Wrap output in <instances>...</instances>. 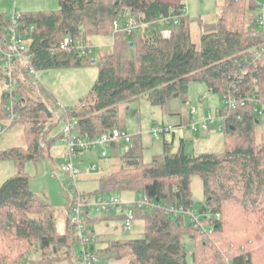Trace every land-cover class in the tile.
Instances as JSON below:
<instances>
[{"label":"trees","instance_id":"obj_1","mask_svg":"<svg viewBox=\"0 0 264 264\" xmlns=\"http://www.w3.org/2000/svg\"><path fill=\"white\" fill-rule=\"evenodd\" d=\"M184 1L58 0L57 11L22 13V30L37 73L94 65L92 54L82 57L59 49L66 34L92 45L93 37L113 34L115 20L149 23L175 15L179 22L170 26L167 38L162 35L165 26L158 24L131 35L115 34L110 51L98 52V75L88 95L73 108H65L67 115L60 118L54 114L57 99L43 86L37 91L19 83L12 94L2 88L0 121L9 120L13 112L16 117L9 121L22 124L25 146L0 150V161L11 160L16 166L15 175L0 186V264L65 260L78 264L73 246L79 242L68 215L66 230L60 235V216L49 202L33 194L24 171L26 163L48 157L49 132L58 121L74 120L73 133L83 140L114 129L127 134L119 115L121 103L144 98L167 110L170 101L186 97L193 82L204 83L208 92L223 101L217 109L224 118L223 152L191 155L182 148L172 152L171 144L164 141L162 155L145 163L140 137H130L131 145L121 139L112 144L108 152L115 151L120 167L98 177V191H136L146 197L149 206L134 205L135 219L143 221L144 230L139 239L112 234L97 238L91 225L114 215L110 211L91 218L87 206L90 249L98 263L105 264H260L255 262L257 254L264 256V128L260 122L264 116V27L257 22L259 4L223 0L216 23L205 27L196 45ZM9 21V14L0 12V26ZM4 79L0 68L1 87ZM228 97L241 99L244 106L225 111ZM62 137L63 133L58 139ZM195 175L202 179L205 197L197 226L191 216V178ZM82 194L88 204L92 194ZM71 206L70 199L68 213ZM124 210L118 211L122 218ZM185 236L192 242L191 250L182 241Z\"/></svg>","mask_w":264,"mask_h":264},{"label":"rangeland","instance_id":"obj_2","mask_svg":"<svg viewBox=\"0 0 264 264\" xmlns=\"http://www.w3.org/2000/svg\"><path fill=\"white\" fill-rule=\"evenodd\" d=\"M264 4V0H255ZM186 15L191 21L190 31L192 41L199 45V37L205 27L216 23L223 0H185ZM21 13L35 11H57L58 0H0V12L11 14L14 10ZM202 22V27L198 21ZM115 41V35L107 37H93L92 61L94 65L88 67H67L38 71L41 84L53 94L58 103L66 109L73 108L82 98L86 97L97 79L99 53L110 51ZM99 52V53H98ZM2 87L0 85V95ZM10 105V103H8ZM223 101L216 94L207 91L204 83L193 82L188 87L184 99H175L169 102L167 110L152 106L144 98H139L129 103L119 105V115L124 122V128L129 137H140L143 146V161L150 163L153 158L162 155L164 141L171 144V151L177 152L180 148L191 155L202 153H221L224 150L223 120L217 117V109L222 108ZM263 108H261V111ZM59 112L60 108L54 112ZM210 116L213 121L208 124V129L201 126V121ZM10 120V119H9ZM9 120L0 121L4 129L0 133V150L24 147L23 126L13 124ZM261 127L264 128V116L260 117ZM170 126L172 130L163 135H154L153 127ZM64 128V122L58 121L49 132L48 157L38 163L28 162L24 171L30 177L29 186L33 194L49 202L56 211V215L66 216L69 200L79 193L92 194L88 200V214L91 218L104 216L96 213L91 207L94 200L103 198L106 201L116 199L121 205L134 207L141 200V193L136 191L99 193L98 177L104 173L112 172L120 167V159L112 151L108 157L100 158V149L86 151L73 158V163L81 171L76 181V189L62 168L68 163L65 144L58 139ZM16 173V166L11 160L0 161V186ZM191 198L193 201L192 215L200 217V210L205 202L203 182L199 175L191 178ZM120 207V206H119ZM112 208L114 218L94 222L91 227L97 238L105 239L108 235L114 238L142 237L144 223L135 219L129 229H124V219L119 215L120 208ZM109 214V213H108ZM121 216V217H119ZM189 219H185L188 225ZM66 222V221H65ZM63 226V224H62ZM67 224L62 227L66 230ZM59 227L57 223V231ZM61 229V230H62ZM99 240V239H98ZM182 241L187 250H191L192 242L185 236ZM80 244L75 243L73 254L78 259ZM31 259V257H30ZM256 261L264 264V256L257 254ZM58 264H74L72 260H65ZM97 264H105L99 262Z\"/></svg>","mask_w":264,"mask_h":264},{"label":"built area","instance_id":"obj_3","mask_svg":"<svg viewBox=\"0 0 264 264\" xmlns=\"http://www.w3.org/2000/svg\"><path fill=\"white\" fill-rule=\"evenodd\" d=\"M13 1V0H12ZM258 25L264 27V4L258 6ZM22 13L14 10L9 14V23L5 26H0V68L3 70V76L5 79L2 83V88L9 94H12L17 89L19 83H25L33 86L39 91L41 84V78L37 71L31 65V54L28 52L27 42L25 40L26 33L22 30L21 24ZM119 19V18H118ZM179 22V16H160L157 20L149 23H138L135 19L129 18L123 24L119 20H115L113 23V35L124 32L127 35H131L141 28H148L158 25H164L165 29L162 31L164 38L170 35V26L176 25ZM33 31V27L29 29V32ZM93 46L90 45L84 38H78L73 40L71 36L66 34L60 44L59 49L68 53H75L78 56H88L92 53ZM23 66V67H22ZM25 69V70H24ZM59 104V103H58ZM236 105L244 106V102L241 99H235L228 97L225 100V111H230L236 107ZM60 111L55 112V116L60 118V115H67V110L59 104ZM11 111V107L7 108ZM218 113V112H217ZM218 118L224 119L220 114H216ZM16 115L11 112L10 120L12 121ZM213 121V118L208 116L200 123L204 129H208V124ZM76 122L67 117L64 122V128L62 130L63 137L61 141L65 144L66 158L68 163L62 168V171L70 179L72 186L76 189L75 179L81 175V171L73 163V158L78 156L81 152H86L94 149H100V155L106 157L109 148L112 144L117 143L120 139L126 144L131 145L130 137L114 129L108 134H103L96 138L80 139L73 133ZM172 128L167 127H154L152 132L154 135L164 134L170 132ZM72 206L71 211L68 213L69 223L74 232V236L78 239L80 244V253L78 257V264H97L98 258L95 253L90 249L91 239L88 237V228L86 226V214L85 208L89 206L86 202V197L82 193L77 192L75 196L71 198ZM120 206V207H119ZM149 206V202L146 197H141V200L137 203V208ZM98 214L109 213L113 207L121 208L125 207L123 211L124 229H129L131 223L135 220V206L129 207L128 205H121L118 200L110 199L104 200L102 197L94 200L91 205ZM192 219L195 226H197V218L192 214ZM64 229L60 230V235L64 234Z\"/></svg>","mask_w":264,"mask_h":264},{"label":"crops","instance_id":"obj_4","mask_svg":"<svg viewBox=\"0 0 264 264\" xmlns=\"http://www.w3.org/2000/svg\"><path fill=\"white\" fill-rule=\"evenodd\" d=\"M65 218H66L65 216H60V218L58 220V225H59V227H61V228H58V231H57L59 234H60V230L62 229V227L64 225H66ZM62 224H63V226H62Z\"/></svg>","mask_w":264,"mask_h":264},{"label":"water","instance_id":"obj_5","mask_svg":"<svg viewBox=\"0 0 264 264\" xmlns=\"http://www.w3.org/2000/svg\"><path fill=\"white\" fill-rule=\"evenodd\" d=\"M122 151H123V148H122Z\"/></svg>","mask_w":264,"mask_h":264}]
</instances>
